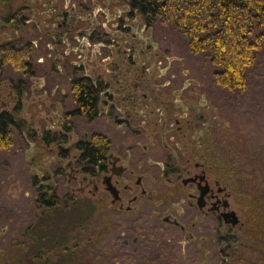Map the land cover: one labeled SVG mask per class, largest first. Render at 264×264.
Wrapping results in <instances>:
<instances>
[{
    "label": "flooded vegetation",
    "instance_id": "1",
    "mask_svg": "<svg viewBox=\"0 0 264 264\" xmlns=\"http://www.w3.org/2000/svg\"><path fill=\"white\" fill-rule=\"evenodd\" d=\"M13 1L1 2L5 8L0 22L4 30L15 28L16 37L11 36L3 42L24 40L27 43L26 39L17 34L30 23L38 26L33 12L40 8L36 0L19 5L21 0H15L12 4ZM58 1L61 0H53L51 3L54 6L52 11L57 12L52 21L56 32L48 33V39L52 40L56 51L58 46H63L71 39L69 31L62 26L69 19H84L85 15L81 13L85 8L88 12L93 8L91 12L98 13L96 21L101 15L105 22L115 19L118 24L129 21L134 12L128 2L122 9L118 8L116 0L111 3L109 0H75L71 5L68 0H62L61 4ZM75 2L81 6V13L77 11ZM20 9H23L22 12L26 9L28 13L18 15L26 25L17 29L8 18L10 13L16 14ZM124 12L125 15H122ZM141 16L148 26L153 27L154 23H148ZM97 29L87 30L83 36H88L94 45L102 44L106 49L111 48L115 41L110 37L111 32ZM82 30L78 33L81 34ZM129 37L133 39L128 34L121 40H131ZM30 43L38 50L35 42ZM92 53L95 54L93 50ZM147 58L142 55L140 57L143 63ZM110 59L109 55L103 58L105 76L88 71L86 65L80 62L68 63L52 59L51 69L57 71L70 66L72 75L75 66L82 75L101 82L103 88L99 94L97 117H85L74 112V107L60 112L54 121L47 120L50 138L58 135L66 141L61 145L57 142L47 143L57 148L58 155L52 170L48 169L47 172L51 178L64 177L68 188L64 196L50 201L64 208L69 207L70 203L75 204L78 199L92 203L95 211H99H94L93 215L99 225L101 223L105 227L108 224L112 230L123 228L132 235V243L130 239L124 238L122 244L119 245L118 241L113 244L126 251L130 245H134L135 251L139 250L144 238L148 237V246H144L145 264L165 260V252L171 248L192 252L195 264H203V259L208 262L214 248L219 264H259V258L264 260V236L258 234L260 213L255 200L258 187L251 184L252 180H246L241 175L237 185L228 183L231 175L225 165L227 163L220 159L224 151V146H221L223 143L212 136L211 107L207 96L203 97L202 91L198 90L199 85L191 82H185L178 89L172 88L165 77L167 72L143 74L144 70L131 56L130 60H125L122 79H118L120 82L115 81L108 70ZM128 67L135 68L134 72H127ZM138 79L144 85H139L136 81ZM68 97L71 98L70 91ZM63 98L67 100L65 93ZM16 101L11 99L6 103L4 111L14 112L20 105ZM78 118L90 123L104 118L105 127L101 130H84L74 137V120ZM94 135H104L108 142L100 151L102 159L92 164L84 159L88 151L82 145L90 143ZM49 217L52 219L53 214ZM66 218L67 212L60 225H49L51 233L56 230L54 227L60 229L61 226L55 238L50 237L51 245H59L61 236L65 246L68 244ZM260 230L264 232L261 224ZM245 239L250 242L246 244L243 241ZM62 240L61 246L64 245ZM153 252L157 254L147 255ZM263 260L260 264H264Z\"/></svg>",
    "mask_w": 264,
    "mask_h": 264
},
{
    "label": "rangeland",
    "instance_id": "2",
    "mask_svg": "<svg viewBox=\"0 0 264 264\" xmlns=\"http://www.w3.org/2000/svg\"><path fill=\"white\" fill-rule=\"evenodd\" d=\"M4 1L6 0H0V16L5 8L1 3ZM52 1L36 0L40 9L33 13L38 21V26L30 23L24 27L21 33L17 34L26 41L35 42L38 45V50H36L38 64L36 67L34 66V74L25 76L10 66L0 69V112L6 110V103H9L11 99L19 101L22 106L19 115L28 120L31 130L36 133L35 137L26 131L14 132L12 147L8 150H0V264H27V261L31 262L28 259V252L33 253L34 248L37 250L40 247L46 248L44 252L46 255L42 258L33 257L34 263H43L47 260L48 264H85L84 261L88 264H101L103 254H112L107 260L112 264H145L143 262V257L146 256L144 246H148V237L144 238L139 250L135 251L134 245H130L129 250L126 251L121 246L113 244L116 241L119 245L122 244L121 241L124 238L130 239L132 243V235L123 228L112 230L108 224L102 227L101 223L99 225L93 217L91 222L94 227L93 234L101 239V242H97V246L88 241L86 244H82L87 238H84L83 229L77 227H73L72 230L68 229L71 235H68L66 230L68 240L66 246L62 236L59 237V245H51L50 237L54 239L55 233H51L50 227L49 231L46 228L49 225L61 224L63 216L57 212L51 221L50 218H39L40 211L35 203L37 191L33 179L37 177L40 181L55 184L59 197L64 196L68 191L64 177L51 178L48 174V169L52 170V164L58 156L57 148L48 146L42 139L44 131L50 127L47 120L54 121L58 119L60 112L75 107L74 104H71V98L68 97L70 66L57 69V71L53 70L51 62L56 59H60V62H80L86 65L88 71L105 76L102 63L105 55H109L111 57L108 64L109 73L113 75L115 81H118L123 77L125 60L131 56L133 61L138 62L140 68L144 70L143 74L167 72L165 77L170 81L172 88H181L185 82L198 84L200 88L198 90L202 91V96H207L206 98L210 102L212 136L221 144L223 143L222 147L224 146L220 159L227 163L225 165L231 175V178H228V183L237 185V179L239 180L241 175L243 178L245 176L246 180H252L251 184L258 187L255 198L260 213L258 234L264 236V232L260 230V224L262 228L264 226V63L253 70L254 76L250 79L246 92L223 89L214 83L213 69L209 62L190 52L187 39L181 32L158 22L154 23L153 27L148 26L137 11L132 13L129 21L120 24L115 19L105 22V19L100 17L101 15L96 21L98 13L93 14L91 12L94 10L93 8H90V12L85 8L81 13L82 8L77 2L74 3L77 11L85 17L78 21L69 19L68 23L62 26L64 30L69 31L71 39L63 46H58V51H56V46L52 40L48 39V33L56 32L52 21L57 12L52 11L54 8L51 5ZM68 1L71 5L75 0ZM15 2L14 0L12 4ZM108 2L111 3L112 0ZM24 3L30 4L32 1L21 0L18 5ZM58 3L61 4L62 0ZM126 3V0L115 1L120 9ZM43 10L46 12L44 13ZM122 15H125V12ZM50 18H52L51 21H48ZM98 24H104L103 28ZM2 26L3 24L0 22V42L6 41L11 36L16 37L15 28L11 29L12 31L4 30ZM92 28H98V31H110V37L115 40L114 45L109 49L103 47L102 44L94 45L88 36H83L87 30ZM63 29L59 28L60 31ZM81 29L83 30L80 34L78 32ZM128 34L133 39L129 37L131 40H121ZM92 50L95 54L92 53ZM141 55L148 56L144 63L140 59ZM57 63L59 62L57 61ZM134 70L133 67L126 69L127 72H134ZM106 76L108 79V75ZM136 81L139 85H144L140 79ZM133 82L137 83L135 80ZM64 93L67 100L63 98ZM201 99L203 100V98ZM105 120L99 118L91 123L81 118L74 120L76 130L74 137L82 134L84 130L103 129ZM70 141L72 144L73 141L71 139ZM75 202V204L70 203L66 208L67 214H72L70 216L74 218V221L78 217L84 219L86 216L91 221L94 213L99 212L95 211L96 208L92 203L79 199ZM66 221H68L67 218ZM32 226H35L34 229ZM67 226L69 227V223ZM41 227L45 230L39 229ZM36 229L38 230L36 231ZM30 231L32 236H47L48 240L41 244L31 243L26 252L24 244L28 243ZM86 237L90 238L89 232ZM61 240L64 244L63 247ZM243 241L246 244L250 242L246 239ZM78 243L80 244L78 245L79 250L73 247ZM67 246L72 249L73 259L71 261H68L69 258L60 259L62 257L60 253L63 249H67ZM215 251L214 248L208 262L203 259V264H219ZM156 254L153 252L147 255L155 256ZM191 255L192 252H188V250L171 248L165 252V260L151 264H195ZM262 260L259 258L260 262Z\"/></svg>",
    "mask_w": 264,
    "mask_h": 264
},
{
    "label": "trees",
    "instance_id": "3",
    "mask_svg": "<svg viewBox=\"0 0 264 264\" xmlns=\"http://www.w3.org/2000/svg\"><path fill=\"white\" fill-rule=\"evenodd\" d=\"M126 1L132 10L143 15L148 23L158 22L181 32L187 39L190 52L209 62L211 69H213L214 83L223 89L246 92L250 79L254 76L253 70L264 63V0ZM22 10L20 9L16 14H9V21L17 29L26 25L23 19L18 17L20 13H28L26 9L24 12ZM36 56V49L30 42L10 40L0 43V69L10 66L25 76L33 75V69L38 64ZM69 83L72 102L75 106L74 112L90 119L97 117L99 94L103 84L82 75V72L75 66H73ZM21 108L22 106L19 105L14 112L4 111L0 113V150H8L12 147L14 132L26 131L31 136L36 137V133L31 130L28 120L19 115ZM49 134L50 132L45 130L42 137L48 144L50 142L59 144L66 142L64 139H60L58 135H54L51 139ZM107 142L108 138L104 135H94L90 139V143L87 142L83 144L84 146L82 145L84 150L88 151L84 159H88L92 164L98 159H102L100 151L105 148ZM33 184L37 191L35 203L40 211L39 218H50L49 215H56L57 212L64 216L67 212L66 208L55 201H50L59 197L56 186L40 181L37 177L33 179ZM70 215L72 214H67L68 229L82 228L84 238H87L82 244H86L88 241L97 246V242H101V239L93 234L94 227L91 224L93 216L92 219L90 217L91 221L88 220L89 217L87 216L84 219L78 217L74 221ZM34 227L32 226V229ZM39 229L45 230L42 227ZM46 229L49 231V226ZM53 229H56L53 230L54 233L60 230L56 227ZM88 232L90 238L86 237ZM68 235H71L69 231ZM46 240H48L47 236L34 237L30 231L28 243L24 244L26 252L31 243L41 244ZM78 245L80 244L73 245V247L79 250ZM67 247L60 253L62 254L60 259L69 258L68 261H71L73 259L72 249ZM45 249L40 247L36 251L33 250V253L28 252V259L31 261L29 263L35 262L33 257H45ZM111 256L112 254H103L101 264H112L107 261ZM29 263L27 261V264ZM84 263L88 264L86 261ZM34 264H48V261Z\"/></svg>",
    "mask_w": 264,
    "mask_h": 264
}]
</instances>
